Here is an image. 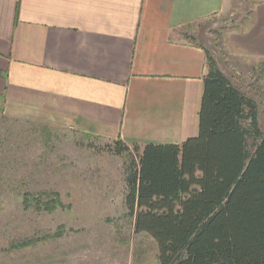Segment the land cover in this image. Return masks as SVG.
Returning <instances> with one entry per match:
<instances>
[{
  "label": "crops",
  "instance_id": "0c3cea01",
  "mask_svg": "<svg viewBox=\"0 0 264 264\" xmlns=\"http://www.w3.org/2000/svg\"><path fill=\"white\" fill-rule=\"evenodd\" d=\"M226 0H0V96L10 118L142 149L199 132L205 49L178 30ZM264 60V0L227 37Z\"/></svg>",
  "mask_w": 264,
  "mask_h": 264
},
{
  "label": "rangeland",
  "instance_id": "374dc122",
  "mask_svg": "<svg viewBox=\"0 0 264 264\" xmlns=\"http://www.w3.org/2000/svg\"><path fill=\"white\" fill-rule=\"evenodd\" d=\"M258 1L226 0L220 12L178 35L207 50L256 101L264 132V60L234 59L226 45ZM132 152L118 154L113 141L72 129L7 117L0 96V264H159L156 240L135 232L126 205Z\"/></svg>",
  "mask_w": 264,
  "mask_h": 264
},
{
  "label": "trees",
  "instance_id": "16d2710c",
  "mask_svg": "<svg viewBox=\"0 0 264 264\" xmlns=\"http://www.w3.org/2000/svg\"><path fill=\"white\" fill-rule=\"evenodd\" d=\"M199 132L141 149L126 174L136 233L153 237L159 264H264V132L256 101L207 50ZM28 194H26L27 196Z\"/></svg>",
  "mask_w": 264,
  "mask_h": 264
}]
</instances>
